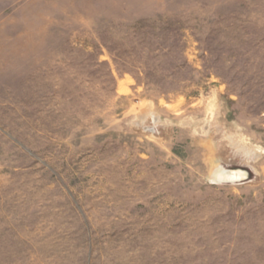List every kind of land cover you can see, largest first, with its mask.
Segmentation results:
<instances>
[{
  "label": "rangeland",
  "instance_id": "1",
  "mask_svg": "<svg viewBox=\"0 0 264 264\" xmlns=\"http://www.w3.org/2000/svg\"><path fill=\"white\" fill-rule=\"evenodd\" d=\"M0 264H264V0H0Z\"/></svg>",
  "mask_w": 264,
  "mask_h": 264
},
{
  "label": "bare ground",
  "instance_id": "2",
  "mask_svg": "<svg viewBox=\"0 0 264 264\" xmlns=\"http://www.w3.org/2000/svg\"><path fill=\"white\" fill-rule=\"evenodd\" d=\"M152 116H153L155 122H157L159 120V118L157 116H155V115H152ZM246 176L247 175L244 172H241V171L228 172L227 169L219 167L218 169L215 170L214 180H216V179H218V180H223V179L238 180V179L245 178Z\"/></svg>",
  "mask_w": 264,
  "mask_h": 264
},
{
  "label": "water",
  "instance_id": "3",
  "mask_svg": "<svg viewBox=\"0 0 264 264\" xmlns=\"http://www.w3.org/2000/svg\"><path fill=\"white\" fill-rule=\"evenodd\" d=\"M228 172H232V171H241V172H244L246 173V175L248 176L249 175V172L248 171H244V170H231V169H227ZM244 178L242 179H238V180H231V179H223V180H218L216 179V181H219V182H237V181H241L243 180Z\"/></svg>",
  "mask_w": 264,
  "mask_h": 264
}]
</instances>
